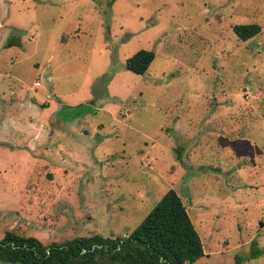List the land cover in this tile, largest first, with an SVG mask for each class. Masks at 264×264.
I'll use <instances>...</instances> for the list:
<instances>
[{
	"label": "rangeland",
	"instance_id": "374dc122",
	"mask_svg": "<svg viewBox=\"0 0 264 264\" xmlns=\"http://www.w3.org/2000/svg\"><path fill=\"white\" fill-rule=\"evenodd\" d=\"M169 188L193 264H264V0H0V238L126 236Z\"/></svg>",
	"mask_w": 264,
	"mask_h": 264
},
{
	"label": "trees",
	"instance_id": "16d2710c",
	"mask_svg": "<svg viewBox=\"0 0 264 264\" xmlns=\"http://www.w3.org/2000/svg\"><path fill=\"white\" fill-rule=\"evenodd\" d=\"M241 40L257 35L258 23L233 25ZM154 52L139 49L125 67L143 74ZM204 255L201 238L180 195L169 188L126 236L92 234L42 242L35 236L5 230L0 238L2 264H193Z\"/></svg>",
	"mask_w": 264,
	"mask_h": 264
},
{
	"label": "built area",
	"instance_id": "2783aa9c",
	"mask_svg": "<svg viewBox=\"0 0 264 264\" xmlns=\"http://www.w3.org/2000/svg\"><path fill=\"white\" fill-rule=\"evenodd\" d=\"M36 85H40L39 81L36 82Z\"/></svg>",
	"mask_w": 264,
	"mask_h": 264
},
{
	"label": "water",
	"instance_id": "95a60500",
	"mask_svg": "<svg viewBox=\"0 0 264 264\" xmlns=\"http://www.w3.org/2000/svg\"><path fill=\"white\" fill-rule=\"evenodd\" d=\"M259 225H262V222H260Z\"/></svg>",
	"mask_w": 264,
	"mask_h": 264
}]
</instances>
